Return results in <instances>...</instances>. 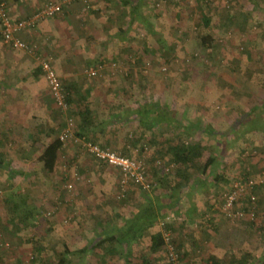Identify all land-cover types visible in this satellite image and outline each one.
Segmentation results:
<instances>
[{"label": "rangeland", "instance_id": "1", "mask_svg": "<svg viewBox=\"0 0 264 264\" xmlns=\"http://www.w3.org/2000/svg\"><path fill=\"white\" fill-rule=\"evenodd\" d=\"M75 3L78 4V20L82 21L77 28L83 40L78 44L71 42L68 46V42H62L58 36L57 41L55 37L48 38L39 49V43L25 39L34 49L23 52L6 46L0 37V65L8 66L0 73L3 86L0 89V154H5V164L26 174L10 177L3 167L0 168V264H59L61 259L63 264H100L98 256L103 254L102 249L79 252L95 244L98 233L109 230L110 225L101 224L97 229L101 231L95 234L92 228L88 229L90 226L86 229L80 226L78 217L89 210L104 221L113 211L118 216L129 217L130 210L135 208L130 207L129 202L121 206L118 200L109 203L105 197H100L117 195L119 176L108 175L98 168V162L82 151L76 137L67 141V150L55 161H47L43 155L45 145L62 134L65 127L59 128L64 124V117H68V113L65 116L53 101L43 74L37 76L39 59L52 57L54 69L67 85L64 77L69 67L66 64L58 66L51 55L58 51H78L81 58L73 65L83 70L99 65L97 60L104 54L116 51L119 56L128 55L129 75L113 74L117 70L113 64L128 66L127 56L120 58L122 60L109 56L104 58L107 66H103L100 78H90L87 82L124 77L129 81V100H166L165 105L168 102L167 105L176 110V119L185 127L192 126L189 130L176 129L175 133L180 132V136L201 146L202 158L192 176L202 175L198 168L208 158L216 159L209 169V182H203L205 186L202 187V194L208 195L209 205L215 209L210 212L211 216L208 213V219L214 218L215 227L208 229L207 245H193V238L198 240L201 233L192 231L195 226L192 232H186L182 228L186 223H181L176 235H182L180 239L184 240L188 252L184 264H204L209 255L221 256L229 250L237 255L244 251L255 252L253 259L260 264L264 257L261 252L264 230L257 227L264 224V87L259 84V81L264 82V0H212L210 8L201 0H144L134 22L127 26V20L118 26L120 22L115 17L111 24L116 25L107 30L95 23L102 19L92 0H88V7L83 0ZM226 3L231 5L229 12L224 11ZM215 6L216 12H209H213ZM116 7L114 9L120 10ZM203 8L210 9L208 28L200 20ZM142 19L151 24L156 34L148 32ZM209 33L214 36L215 47L206 57L207 52L198 47L197 40ZM124 34L129 40L122 41ZM248 51L251 56H247ZM79 78L84 80L82 76ZM77 124L74 119L70 126L72 132ZM50 129L53 133H46ZM205 129H213L214 133L209 134ZM32 130L34 138L28 135ZM72 150L79 157L69 154ZM144 152L149 162L152 151ZM161 158L166 168L171 169L170 160ZM80 159L86 162L80 166L82 170L76 168ZM100 171L106 178L98 175ZM76 173L81 179H76ZM183 178L188 177L181 174ZM236 186L243 191L237 192L236 203L227 209L224 198L237 191ZM12 191H19L38 204L40 212L32 226L21 220L14 229L9 222L4 200ZM251 194L260 204L250 205L247 196ZM199 203L205 205V202ZM92 204H98L104 211L91 207ZM247 204L255 205L256 216L254 212L244 211ZM233 211L243 216H233ZM162 214L165 218L174 216L169 211ZM121 218L125 217H120L119 221ZM87 221L93 222L91 218ZM31 239L44 246L40 258L35 255ZM65 243L70 254L65 253ZM117 253L106 264H123L124 260L119 259ZM161 257L168 258L165 252Z\"/></svg>", "mask_w": 264, "mask_h": 264}, {"label": "trees", "instance_id": "2", "mask_svg": "<svg viewBox=\"0 0 264 264\" xmlns=\"http://www.w3.org/2000/svg\"><path fill=\"white\" fill-rule=\"evenodd\" d=\"M136 1L138 2V5H136L133 0H124L123 2L125 3L124 5L131 6L130 24L134 22L135 17L139 13L138 11H140V7L138 6L144 0H136ZM0 2H5V0H0ZM201 2L203 5L209 8H210L209 5L212 6V0H201ZM230 6L228 5V3L223 4V7H225L224 11L229 12L228 8ZM209 10L210 9H206V8H203L200 10V18H201L200 20L204 24V26L207 28L211 24V17L208 15ZM216 10H217V7L215 6L213 9V12L212 10H210L209 12L214 14ZM142 20H143L142 21L143 25L145 24L144 26L147 27V29H149L151 33L156 34L151 24L145 19H142ZM233 21L236 22L237 19L233 18ZM28 44L32 49H34L33 46H31L29 42ZM197 45L200 49H203L207 52L206 57L210 56L213 47H215V39H214L213 34L209 33V34L202 35L197 40ZM244 51H246L245 48H244ZM127 53L129 52L127 51ZM133 55H136V54H133ZM251 55H252L251 52L248 51L247 56H251ZM125 56L128 57V55H125ZM165 57L167 56L165 55ZM191 57L194 58V56H191ZM123 59H126V57L125 58L123 57ZM97 61L99 62V65L97 64L95 67L107 66L105 65L107 61L104 60L103 58ZM127 63H128V66L124 65L123 63L122 67H125L127 70H129V57L127 59ZM88 67H91V66H88ZM37 70H38L37 76H40L41 74H43L40 66ZM259 84L263 85L264 87V82L259 81ZM65 88L68 93V104H69L70 109L68 110V117H64L65 118L64 124H61L59 129L62 130L65 127L63 129V132L64 130L67 129L68 127L67 119L68 118L77 119V117H79L80 123L79 125H77V127L73 129V135L71 134L70 137L65 142H62V140L58 136L55 139L49 141L45 145L43 155L45 156L47 161L49 160L55 161L56 159H58V157L60 156V153L63 154L65 151L63 148L64 145L67 143V141H70V139H72L73 137L74 138L76 137L75 139L84 138L87 141L97 144L96 140L90 138L91 131L89 130L90 128H88L89 124H91V121L88 122V120L91 119L92 112L88 110V108H85L84 110H79V111L76 109H73V101L70 97V92L73 89V86L65 85ZM137 114H138V119H139L140 124L142 126H145L148 130H151L152 128L157 127L158 125H161V124L166 125L167 128L169 127L172 128L174 130V133L176 132V129L177 130L179 128L182 130L186 129L185 126H183L181 122L176 121L175 112L168 105H161L155 102L146 103V104L139 106L137 110ZM66 115L67 114H65V116ZM175 125H178L179 127L177 128ZM187 130L189 129L187 128ZM49 132L53 133V129H50L46 133H49ZM206 132L209 134L214 133L213 129L211 130L206 129ZM180 134H181L180 132L175 133V135L173 134L172 137L166 140L164 144H166L167 147H169L167 149L173 157V162H175L178 165L176 172L178 173L180 171L181 174L188 177V175H185L184 173H189L190 169H195L197 167L196 165L198 164L199 159L202 158L201 157L202 156L201 146L199 144L191 143L190 141L187 140L188 139L187 137L180 136ZM30 137L34 138L33 135ZM104 148H107V147H104ZM4 158H5V154H0V167H3L4 170H6L9 173L10 177H14L19 174L26 175L25 173H23V171L14 169L9 164H5ZM94 160L98 162L95 158ZM215 160L216 159H214L213 157L208 158L206 162L203 164V166L198 168V171H199L198 173L208 175L207 171H209V169L214 166ZM102 165H105V164H102ZM105 166H108V165H105ZM76 168L82 170L80 168V165H77ZM79 174H81V172H79ZM75 176H76V179L78 180L81 179L80 177L81 175L78 177V174L76 173ZM188 180H189V177L186 179V181ZM70 185L73 186V184H70ZM117 188H118V192L116 196L105 195L103 193L106 200L109 201V203L116 202L118 200L121 206L127 205L129 202V206L130 207L133 206L134 200H136V196H137L136 194L137 192L134 191V189H136L135 186L133 184L129 185L127 187L128 189L125 191L124 196L121 195L120 193L119 183L117 185ZM253 190H257V188L253 187ZM139 191H141L140 195L143 201L142 206H139V208H137L138 206H133L135 208L130 210L129 218L128 219L126 218L123 221H119L120 217L122 216L127 217V216L125 215L118 216L116 215L115 211L108 214L107 218L104 221H102L101 219H98V216L94 215L93 212L89 210L82 212L83 214L79 216L78 219H79V223H81L79 225L83 226L84 229H86L87 226H90L88 227V229L90 228L93 229L92 227L93 225L104 224V227H106L109 224L111 227V230L103 229L99 233L95 232V234L98 233L99 235L94 242L95 244L93 243L89 244V246L85 247L79 253L83 254V252H87V250L89 251L90 249L93 251H97L99 248L102 249L103 254H100V256H98V260H99L98 263L100 264H106L109 259L111 260L113 257H116L114 256L115 252L116 253L118 252L117 257L119 256L118 257L119 259L124 260L123 264H172L168 260V258L166 260L163 259L162 257L159 258L161 253H163L164 255V252L168 257L167 249H166L167 243H166V237H165V234L168 233L170 235V239H169L170 243L173 245V248L175 249L176 254L178 256L179 264H184L185 262L184 259L186 258V256H188L187 255L188 252L185 249L186 247L184 244V240L180 239L182 235L180 234L176 235V233L178 234L177 230L180 229L182 225L181 223H184V222L186 223L185 224L186 226L184 225L182 227L183 229L186 230V232H189L195 226V229L192 231H196V233H201L204 239L209 240V235L207 236L208 231H209L208 229L215 227L214 218L208 219V213L210 214V212L213 210L214 208L213 205H211V207H209L206 212L199 213L197 216L195 215V217L185 216L186 214L183 211H177L174 213L175 210H171V212L174 213V217L176 219H174L173 221H168L167 224L164 223V225H162L161 222H163L167 217H169V215L165 218V215L162 214L163 209L161 208V206H156L155 203L150 199V197L146 195L148 193L142 191L141 189H139ZM227 197L228 195H226V198H224V203L226 202ZM247 198H248L247 200L251 202L250 205L253 202L257 204L259 203V202H256V198L254 197L253 194L248 195ZM4 205L6 207L7 214L9 215V222L12 223L15 229H17L18 227L17 223L21 220L26 221L27 224L32 226L33 223L37 220V217L40 212L38 204L34 203V201L30 202L29 199L19 191L9 192L5 197ZM250 205L247 204V206H245L244 208V211L251 212V214L252 212H254L253 215L256 216L257 211L255 212L254 210L255 205L251 207ZM249 207L251 209H248ZM96 209L99 211L102 210L101 206H98V205L96 206ZM91 210H93V208H91ZM234 213L235 211H233V214ZM212 217L214 216L212 215ZM88 218H91V221L93 222L87 221ZM198 219L199 221H197ZM120 223H122V225H120ZM255 225L257 226V224ZM257 227L264 230V224L263 225L261 224L260 226H257ZM32 241L34 245L33 246L34 250L36 252L35 255H37V258L38 257L40 258L44 253V246L40 244L39 242H37L36 240L34 241V239H31V242ZM192 241H193L192 242L193 245L194 243L198 245L200 244L202 245L203 240L202 239L197 240L196 238H193ZM261 241H264V240H261ZM63 247L65 249V253L67 254L71 253L66 243L63 244ZM261 252L264 253V247H262ZM150 255H153V256H150ZM254 256H255V252H251V251L250 252L244 251L243 253L237 255L234 253L233 250L231 251L229 250L228 252H223L221 256L217 254L209 255L208 259H204L206 260L204 264H258L254 261L253 259ZM34 260L36 261V258H34ZM260 262H261L260 264H264V257H263V260ZM63 263H64V260L61 259L59 264H63Z\"/></svg>", "mask_w": 264, "mask_h": 264}, {"label": "crops", "instance_id": "3", "mask_svg": "<svg viewBox=\"0 0 264 264\" xmlns=\"http://www.w3.org/2000/svg\"><path fill=\"white\" fill-rule=\"evenodd\" d=\"M56 1L58 0H5L12 16L16 19H24L30 17L47 3ZM74 1L76 2L77 0ZM74 1L69 4L67 8H65L66 10L65 12H63L64 14H61L62 16L58 15L53 19L46 20L45 22L39 24V26L34 30L25 31L24 33H22V38L24 40L26 39L29 42L39 43V49H41V45L43 44V42H46V40L51 37H55V41L59 40L60 37L62 42H68V46L71 42L78 44L79 40H83V38H81L78 33L79 28H77V26L79 27L78 22H80L81 26L82 21L78 20V4ZM133 1L135 2V4L138 3L136 0ZM92 2L94 3V9L100 11L99 17L101 16L102 19L100 21H96L95 23H99L107 30L116 25V23L111 24V22H114V19L116 17L118 18V22H120L118 26H120V24H123L127 20V26H129L131 20V10L129 9V6L124 5V0H92ZM142 3L139 4L138 7H142ZM116 6H118L120 10L117 11L116 9H114V7L117 8ZM114 12H116L117 14H115ZM90 18L94 17L91 16ZM92 22L94 23L93 20ZM106 25L108 26L106 27ZM123 29H126L125 26L123 27ZM117 30L121 31V28L118 27ZM125 31L126 30H124V32ZM148 32L151 33L149 29ZM127 37L124 34L122 41L129 40V36ZM121 38L122 37H120V39ZM44 51L45 50H43V52ZM45 54H47V52ZM51 55L54 56V61L58 66L61 64H66L69 67V70L66 71L67 75L64 77V79L67 83V86H73V89L70 92V97L73 101V109L79 111L88 108V110L92 112V117L88 120V122L91 121V124H89L88 127L91 131L90 138L96 140L97 144H100L103 147L110 148L127 156L132 155L133 157H139L145 161L146 154L145 152L144 154L141 153V151L144 148L145 150L146 148H148V150L152 151L151 157H149V162L146 161V163L148 165L149 179L150 181H152L155 187L150 193L146 195L150 197L155 205L161 206L164 213L168 211L171 212V210H175L174 213L177 211H183L186 214L185 216L188 217H195V215L197 216L199 213L206 212L209 206H211L209 205L211 201L208 200L209 197L207 194H202V187L205 186L203 185V182L208 183L210 177L204 174L199 177H197L196 175L192 176V171L194 169H190L189 173H184L185 175H188L190 179L188 181H186L185 178L181 179V172H176L178 165L173 162V157L167 149L169 147L164 144L166 140L171 138L174 130L170 127L167 128V126L164 124L158 125L157 127L148 130L139 122L137 110L140 105L151 102L165 105L166 100H137L136 98L133 99V101L129 100V81L124 77L119 78V76H114L115 78L113 77L112 79L106 78L101 81L98 80L87 82V80H91L85 74L87 68L83 70V67L77 68L73 65L79 63V59L81 58V56L78 55V51H75L74 53H68V51H58L56 53H52ZM109 56L110 59H123V57H126L124 53L119 56L118 52L113 51V54H104L102 55V58L104 59L105 57ZM7 67L8 66L0 65V73H4L5 70L8 69ZM68 72L71 74H69ZM113 74H119L122 76V73L119 70L113 71ZM79 76H82L84 80L82 81ZM2 88L3 86L0 85V89ZM166 103L169 105L168 102ZM1 106L2 101L0 102V107ZM173 110L174 112L176 111L174 108ZM176 121L179 120L176 119ZM77 123V125H79L80 123L79 117H77ZM190 127L192 128L191 124ZM190 127L186 126L185 128L190 129ZM33 134L34 132L32 130L28 135L32 136ZM65 147L66 144L63 148ZM64 150L66 151L67 148H65ZM82 151L84 150L82 149ZM69 154L79 157V155H76L74 150L69 151ZM161 156H163L164 158L166 157L167 160H170L169 166H171V169L166 168V163L160 160L162 159ZM76 161L78 162V160ZM94 162L95 161H93V164ZM85 163V161H81L80 159V166L85 165ZM97 167L106 171L108 175H118V172L110 166H105L97 163ZM169 172L172 173L170 174ZM207 172V174H210L211 171ZM98 175L101 178H106V176H102V171L98 172ZM117 180H119V177L117 178ZM136 192L137 196L135 195L136 200H134L133 206H136L138 204L137 208H139V206H142L143 201L141 199L140 192L138 190ZM100 197L102 199L104 198L103 195H101ZM199 202H205V205L201 206ZM95 205L97 206L98 204H92L91 207L96 208ZM213 210L215 209L213 208ZM126 218L128 219L129 217L127 216L124 219ZM120 225H122V223H120ZM95 226H97V228H95ZM99 226L100 225L92 226L94 233L101 231L100 229L97 230ZM200 239L203 240V245H207L209 241L208 239H204L202 235L199 237V240Z\"/></svg>", "mask_w": 264, "mask_h": 264}, {"label": "built area", "instance_id": "4", "mask_svg": "<svg viewBox=\"0 0 264 264\" xmlns=\"http://www.w3.org/2000/svg\"><path fill=\"white\" fill-rule=\"evenodd\" d=\"M72 2L73 0H58L56 2L47 3L32 16L24 19L14 18L7 3L0 2V35L2 37V41L4 44L16 50L23 52L32 51L33 49L29 46L28 42L22 38V33L28 30H34L37 26H39V24L45 22L46 20L53 19L58 15L63 14L65 8ZM83 2L88 7V0H83ZM39 66L48 84L49 92L53 101L60 111H62L64 114H67L68 110L70 109L68 104V93L62 78L58 75L57 71L53 67L51 58L45 57L39 59ZM113 67L119 70L122 74H129V70H127L125 67L117 65L114 66V64ZM102 69V66H91L86 69L85 74L90 78H96L99 76ZM67 121L68 127L60 136L62 142H65L71 134L73 135L70 126L74 122V119L68 118ZM77 141L79 142L78 144L81 145L84 152L94 157L99 163L108 165L118 172V183L121 195L124 196L125 191L128 189L127 187L131 184L146 193H150L154 189L155 186L149 179L148 165L145 160L139 157L123 155L122 153L110 148H104L99 144L87 141L84 138L77 139ZM143 150H145V148ZM143 150L141 153L144 154ZM147 150L148 148H146L145 151ZM69 187L72 188L71 185H69ZM236 190L237 191L230 193L226 199L225 207L227 209H230L236 203L238 195L237 192L241 193L243 188L241 189L239 186H236ZM233 216L241 217L243 214L235 211ZM174 219H176L174 216H169L163 222H161V224H167L168 221H173ZM165 237L167 243L166 249L168 260L172 264H179L176 251L169 240L170 235L167 233L165 234Z\"/></svg>", "mask_w": 264, "mask_h": 264}]
</instances>
